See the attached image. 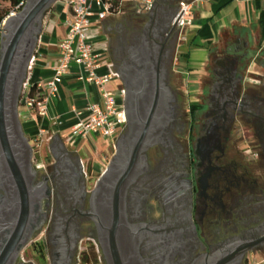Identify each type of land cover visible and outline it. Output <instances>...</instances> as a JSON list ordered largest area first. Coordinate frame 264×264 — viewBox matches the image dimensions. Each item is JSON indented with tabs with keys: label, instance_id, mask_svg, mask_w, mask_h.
Wrapping results in <instances>:
<instances>
[{
	"label": "flooded vegetation",
	"instance_id": "flooded-vegetation-1",
	"mask_svg": "<svg viewBox=\"0 0 264 264\" xmlns=\"http://www.w3.org/2000/svg\"><path fill=\"white\" fill-rule=\"evenodd\" d=\"M152 12L126 23L109 17L102 35L124 89L117 144L130 149L134 129L151 139L126 193L124 264H264V73L251 83L248 51L234 43L212 56L193 100L179 31ZM43 32L44 20L38 40ZM117 153L115 145L111 159ZM111 159L93 178L83 154L55 137L49 153L33 148L37 213L5 264H110L91 200ZM10 232H0V256Z\"/></svg>",
	"mask_w": 264,
	"mask_h": 264
},
{
	"label": "water",
	"instance_id": "water-1",
	"mask_svg": "<svg viewBox=\"0 0 264 264\" xmlns=\"http://www.w3.org/2000/svg\"><path fill=\"white\" fill-rule=\"evenodd\" d=\"M58 1L26 0L22 9L6 22L0 53V179L8 201L0 207V232L4 228L11 232L0 264H5L24 242L37 213L39 192L34 186L33 145L19 114V99L42 22ZM174 17L175 14L171 24ZM172 27L176 28V24ZM136 130L130 134V149H126L124 142L116 144L118 153L98 181L91 200L110 264H124L122 249L129 244L131 231L125 214L126 193L142 167L141 153L151 141L146 130L141 134Z\"/></svg>",
	"mask_w": 264,
	"mask_h": 264
},
{
	"label": "crops",
	"instance_id": "crops-1",
	"mask_svg": "<svg viewBox=\"0 0 264 264\" xmlns=\"http://www.w3.org/2000/svg\"><path fill=\"white\" fill-rule=\"evenodd\" d=\"M176 1L181 0H154L152 9L153 11L156 9L158 17L171 19L178 9V3L174 4ZM55 6L58 11L57 19L51 22L48 33L44 36L43 54L35 66L34 79H47L52 76L59 54L58 44L67 31L63 20L68 8L60 2H57ZM128 6L135 11V1L126 0L120 13L124 12ZM117 14L119 13L112 14L106 19ZM193 17L194 23L185 31L186 40L180 45L178 51L179 68L184 72L191 88H194L193 84H197L200 75L206 71L212 56L224 53L234 43L242 44V48H246L248 53L251 50V43L253 45L259 43L260 48H264V0H204L194 9ZM106 19L101 21L96 19L88 32L94 42L97 40L103 44L102 35ZM96 51L107 59L103 53V45L96 46ZM106 71V66L99 69L100 73ZM78 77L79 69L73 66L59 83L56 96L49 101L47 115L42 118L33 116L23 119V122L25 120L29 125L25 132L31 140L36 137L41 127L48 131L42 147L45 154L49 153L51 145V140L47 139L49 135L58 139L66 147L81 153L83 143L98 139L95 136L78 139L72 135V127L78 119L77 111L81 110L80 117L85 118L86 105L92 100H100L96 86L87 85ZM109 139L115 146V139L110 137ZM93 166L101 170L100 166L96 164Z\"/></svg>",
	"mask_w": 264,
	"mask_h": 264
},
{
	"label": "built area",
	"instance_id": "built-area-1",
	"mask_svg": "<svg viewBox=\"0 0 264 264\" xmlns=\"http://www.w3.org/2000/svg\"><path fill=\"white\" fill-rule=\"evenodd\" d=\"M60 1V0H59ZM58 1V2H59ZM126 0H120L115 6L108 0H65L67 12L63 24L67 31L58 44L59 54L53 67V74L47 79H34V69L38 59L43 54L44 34L40 35L34 54L29 62L27 77L23 83L19 100V114L21 119L33 116L44 117L48 113V103L56 96L59 83L70 72L73 66L79 69V79L85 84L95 85L100 100L90 101L86 107V117L81 118L82 111H77L78 119L72 127V135L78 139L91 136L116 139L126 130L127 116L121 96L124 89H110L108 85L118 77L112 63L96 51V44L88 32L95 20H104L108 16L120 13ZM135 11L145 13L153 8L154 0H134ZM204 0H181L172 24H176L180 40H186V30L194 23L193 11ZM23 0L15 6L0 21V53L6 32V22L9 17L16 15L25 4ZM106 66L107 71L100 73L99 69ZM33 87L35 89L33 90ZM48 131L40 128L36 137L31 140L37 156H41L42 145ZM52 135L47 136L51 140ZM38 167L43 166V160L36 161ZM94 247L99 258V245L94 241Z\"/></svg>",
	"mask_w": 264,
	"mask_h": 264
},
{
	"label": "rangeland",
	"instance_id": "rangeland-1",
	"mask_svg": "<svg viewBox=\"0 0 264 264\" xmlns=\"http://www.w3.org/2000/svg\"><path fill=\"white\" fill-rule=\"evenodd\" d=\"M64 1L65 0H60L59 2L64 4ZM177 3L179 4L178 1L174 2V4H177ZM55 5L50 9V11L44 17V32H43L44 36L48 33L51 22L57 19L58 11ZM10 7H11V4L9 1H0L1 9H7ZM135 13L136 12H134L131 7H128L127 9H125L124 12L119 13L112 17L117 21L126 23L127 21H130L132 18L137 17ZM152 13H153V16L156 17V9ZM95 42H97L95 43L97 47L102 46L101 41L95 40ZM250 48L251 50L248 53L249 55L248 64H249V68L252 73H249L250 75L249 77L251 78L250 82L254 83L256 82L255 80L257 79L256 77H254L256 73H264V48L261 49L259 43H256L254 45L251 43ZM189 82L192 83L191 80H189ZM108 87L110 89L116 90L118 86L113 81L108 85ZM193 87L194 88L192 89V99L196 100L197 99L196 89L198 87V84H193ZM23 126H24V129H27L29 127L27 121L24 120ZM116 144H117V138L115 139V145ZM81 146H82L81 149H82L83 159L86 163L92 164L93 171H94L92 175H93V178H96L99 174V170L94 168L93 164L100 166L102 170L105 164H107L108 160L112 158L113 152L115 150V146L113 145V142H110L109 138H102V137H99L98 139H93V141H91L90 143H87V142L83 143ZM43 151L44 150L42 149V152ZM48 160H51V155H49Z\"/></svg>",
	"mask_w": 264,
	"mask_h": 264
},
{
	"label": "trees",
	"instance_id": "trees-1",
	"mask_svg": "<svg viewBox=\"0 0 264 264\" xmlns=\"http://www.w3.org/2000/svg\"><path fill=\"white\" fill-rule=\"evenodd\" d=\"M0 1H9L11 4L10 8H7V9H1L0 8V21H1L10 12L11 9H13L15 6L20 4L23 0H0ZM108 1H111L115 6L119 5V3H120V0H108ZM127 4L130 5V3H127ZM128 7H130V6H128ZM132 10L134 11L133 8H132ZM134 12H136V11H134ZM135 14L138 15V13H135ZM34 89H35V87H33V90Z\"/></svg>",
	"mask_w": 264,
	"mask_h": 264
}]
</instances>
